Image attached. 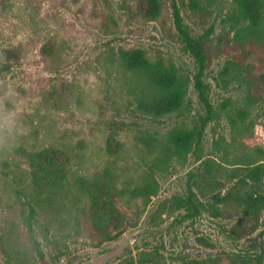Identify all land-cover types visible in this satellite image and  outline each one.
<instances>
[{
  "label": "rangeland",
  "instance_id": "obj_1",
  "mask_svg": "<svg viewBox=\"0 0 264 264\" xmlns=\"http://www.w3.org/2000/svg\"><path fill=\"white\" fill-rule=\"evenodd\" d=\"M173 1L194 36L210 34L213 112L186 157L167 152V133L199 126L207 110ZM248 21L238 0H163L155 19L136 0H0V264L264 261V209L248 216L239 200L264 194V36ZM132 46L186 80L181 109L140 110L157 90L122 64L120 49ZM51 145L61 157H38ZM192 173L203 204L190 217L169 200L187 193ZM145 181L156 193L134 197Z\"/></svg>",
  "mask_w": 264,
  "mask_h": 264
},
{
  "label": "trees",
  "instance_id": "obj_2",
  "mask_svg": "<svg viewBox=\"0 0 264 264\" xmlns=\"http://www.w3.org/2000/svg\"><path fill=\"white\" fill-rule=\"evenodd\" d=\"M240 6V13L243 18L248 19L246 29H257L264 36V0H238ZM137 12L145 18L155 19L159 16L163 9V0H136ZM174 17L176 20V26L181 35L184 37L186 48L194 56L197 61L198 69L194 74V86L198 92L200 101L204 108L207 110V117L201 120L199 126L188 127L179 126L174 127L167 133V139L164 143V147H167V152L170 155H176L178 157H186L192 152L196 146L200 145L203 138V133L208 119L213 112V104L208 92V85L204 80L205 70L209 63V58L204 45L205 35L194 36L189 29L183 24L180 10L175 1H173ZM237 19L240 20V16L237 14ZM254 34H257L253 31ZM120 59L122 64L127 70L132 72L146 73L151 79L152 86L156 88L157 93L150 97H141L138 105L140 110L153 116H166L171 114L184 105L185 98L187 96L188 84L186 80L177 74L174 67L166 65L162 58L156 61L151 60L146 51L140 46H132L128 48L120 49ZM258 81L264 82V74L256 77ZM121 144V143H120ZM163 151V148H162ZM161 151V152H162ZM63 149L51 145L47 148H43L38 153V157H61ZM159 154L155 155L158 157ZM258 167H254L252 170H256ZM198 174L192 173L187 183V193L175 194L169 200V209H185L186 214L190 217L195 216L200 212L202 202L199 199V193L201 189V183L196 178ZM209 175V174H208ZM38 187L48 186L45 179H35ZM201 180V179H200ZM203 182V180H201ZM208 181V176H207ZM209 184V183H208ZM134 197H142L149 199L152 194L156 193V187L154 183L145 181L134 190ZM218 194H213V198L217 202H222V197ZM242 204L244 205V212L248 216L256 215L262 209H264V194L257 196L244 195L241 197ZM32 218V215L31 217ZM258 222V221H257ZM231 259L232 264H250L253 260L252 255L236 253ZM256 264H263L264 261L260 257H256ZM119 264H137L134 260L125 261ZM143 264H148L143 263ZM180 264H224L222 257L210 256L202 259L191 258L184 260Z\"/></svg>",
  "mask_w": 264,
  "mask_h": 264
}]
</instances>
